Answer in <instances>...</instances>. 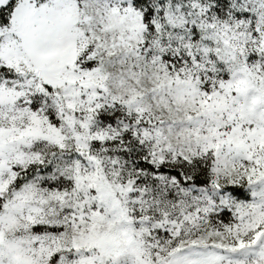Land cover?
Here are the masks:
<instances>
[{
    "label": "snow or ice",
    "instance_id": "1",
    "mask_svg": "<svg viewBox=\"0 0 264 264\" xmlns=\"http://www.w3.org/2000/svg\"><path fill=\"white\" fill-rule=\"evenodd\" d=\"M0 264H264V0H0Z\"/></svg>",
    "mask_w": 264,
    "mask_h": 264
}]
</instances>
